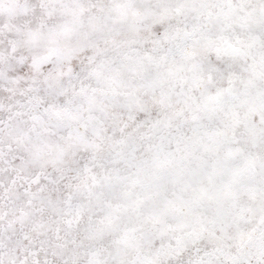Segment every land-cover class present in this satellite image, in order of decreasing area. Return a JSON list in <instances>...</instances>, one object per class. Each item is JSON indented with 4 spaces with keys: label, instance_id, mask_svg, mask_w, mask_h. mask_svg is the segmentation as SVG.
I'll list each match as a JSON object with an SVG mask.
<instances>
[{
    "label": "snow or ice",
    "instance_id": "1",
    "mask_svg": "<svg viewBox=\"0 0 264 264\" xmlns=\"http://www.w3.org/2000/svg\"><path fill=\"white\" fill-rule=\"evenodd\" d=\"M0 264H264V0H0Z\"/></svg>",
    "mask_w": 264,
    "mask_h": 264
}]
</instances>
